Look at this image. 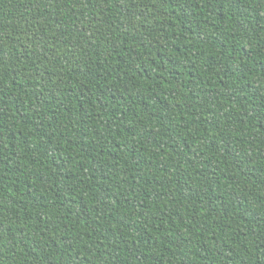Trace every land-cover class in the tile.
<instances>
[{
  "label": "trees",
  "instance_id": "16d2710c",
  "mask_svg": "<svg viewBox=\"0 0 264 264\" xmlns=\"http://www.w3.org/2000/svg\"><path fill=\"white\" fill-rule=\"evenodd\" d=\"M0 264H264V0H0Z\"/></svg>",
  "mask_w": 264,
  "mask_h": 264
}]
</instances>
